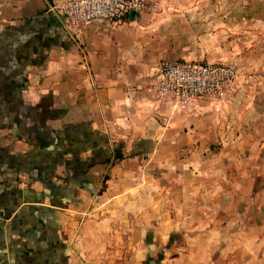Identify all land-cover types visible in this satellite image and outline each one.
Here are the masks:
<instances>
[{"label":"crops","instance_id":"1","mask_svg":"<svg viewBox=\"0 0 264 264\" xmlns=\"http://www.w3.org/2000/svg\"><path fill=\"white\" fill-rule=\"evenodd\" d=\"M58 1L0 0V264H93L142 242L134 264H264V159L247 156L264 151V0H163L76 30ZM176 59L249 74L191 115L149 88ZM151 222L168 239H142Z\"/></svg>","mask_w":264,"mask_h":264},{"label":"built area","instance_id":"2","mask_svg":"<svg viewBox=\"0 0 264 264\" xmlns=\"http://www.w3.org/2000/svg\"><path fill=\"white\" fill-rule=\"evenodd\" d=\"M163 0H60L51 10L63 16L69 29H81L94 20L113 24L132 12L157 14ZM248 71L235 60H163L149 83L155 98L173 110L198 111L228 105L236 97Z\"/></svg>","mask_w":264,"mask_h":264},{"label":"rangeland","instance_id":"3","mask_svg":"<svg viewBox=\"0 0 264 264\" xmlns=\"http://www.w3.org/2000/svg\"><path fill=\"white\" fill-rule=\"evenodd\" d=\"M248 74H249V72H248ZM219 111H221V110H219ZM189 112L191 113V115H195V113H196V111H189ZM216 112H217V110L215 111L213 109L206 112V114L208 115V118L206 120V124L207 125L205 127L207 129H212L213 128V123H214V120H215L214 113H216ZM221 115L224 116V119H227L228 117L232 118V116L228 115L226 112L225 113H222ZM234 118H237V115L234 116ZM210 125H212V126L210 127ZM193 127H195V125L191 126V128H193ZM201 128H203V127L201 126ZM213 129H215V128H213ZM216 141H217V139L213 140V135H211L210 136V144H212L213 147L218 148L221 145H219V143L216 142ZM254 142H256L258 144L259 143H262V142H264V137H257V139H255ZM254 149H256V146H255ZM244 154H245L244 152L239 151L236 154V158L239 159V160H241L243 158H246ZM251 154H253V156ZM247 156H249L248 157L249 159L253 158L254 160H262V159H264V151L263 152H261V151L260 152H257L256 151V152H253V153H249L248 152ZM253 186L257 187L259 185L255 184ZM261 186L264 188V185L263 184ZM238 187H239L238 190L240 191V190H242L245 187V185L242 186L239 183ZM248 188H249V186H248ZM198 190H203V186L200 185L198 187L197 191ZM82 216H86V214L85 215H82ZM155 218H156V220H159L160 221V220H165L166 216L165 215H160L159 217H155ZM183 218L184 217H182L180 215V216L176 217L175 222L178 223ZM81 221H83V219L81 220L79 218V222H81ZM240 223H242V222H240ZM148 225H152V226L151 227H148ZM148 225H145V227H147V228H144V225H143L142 228H144V230L141 231V237H142V239H150V240L153 241V238H155V234H156V231L154 229L155 228L154 227L155 224H153L151 222ZM150 229H153L152 231L154 233V234L152 233L153 235H151V236H150V233H149V230ZM160 230L162 231V230H164V228H160ZM178 233H181V231L179 230ZM119 238L122 239L124 237H119ZM156 239L157 240H162L163 239V241H165V239H168V237L166 235L161 236L160 234H156ZM179 239H181V237H179ZM142 245H143L142 248H140L139 250L138 249L136 250V249H133V248H126V249H123V250H121L119 248H111V249L109 248L108 251L106 249L96 250V251H94L95 252V257L94 258L95 259H93L94 260L93 264H134V258H135V255L138 254V252H139L140 255L145 256L146 255V252H148L150 250L149 249V246L146 243H143L142 242ZM104 259H106V262H104ZM108 259L111 260V261H109ZM131 260H133V261H131ZM179 264H181V263H179Z\"/></svg>","mask_w":264,"mask_h":264},{"label":"water","instance_id":"4","mask_svg":"<svg viewBox=\"0 0 264 264\" xmlns=\"http://www.w3.org/2000/svg\"><path fill=\"white\" fill-rule=\"evenodd\" d=\"M130 15L133 16V18L137 17L138 16V13L137 12H132Z\"/></svg>","mask_w":264,"mask_h":264}]
</instances>
